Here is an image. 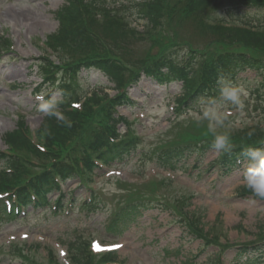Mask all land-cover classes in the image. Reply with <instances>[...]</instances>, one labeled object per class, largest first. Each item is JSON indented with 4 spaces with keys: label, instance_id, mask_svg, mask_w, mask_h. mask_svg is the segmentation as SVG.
Masks as SVG:
<instances>
[{
    "label": "rangeland",
    "instance_id": "374dc122",
    "mask_svg": "<svg viewBox=\"0 0 264 264\" xmlns=\"http://www.w3.org/2000/svg\"><path fill=\"white\" fill-rule=\"evenodd\" d=\"M64 1L0 0V35L10 39L11 51L14 53L13 58L5 55L0 59V150L7 149L4 135L17 127V118L20 119L22 115L23 124L29 128L27 135L36 143L37 155L43 159L38 161L34 158H23L34 167L40 162L50 165L51 161L59 160L61 155L64 159L72 151L75 154L84 139L81 137L78 141L73 138L49 146V142L44 141L43 133L38 130L44 119V106L47 102L42 99V94H36L39 95L37 98L33 95V89L40 78L37 69H31V64L37 56L46 54L45 51L49 53L42 43L57 29L54 12ZM130 2L132 0H102L101 5L103 11L115 15L129 27L142 30V23L132 16L133 9L127 10ZM164 5L166 12L160 24H155L148 38L142 40L141 46L139 43L140 47L132 48L139 47L128 65L133 73L140 71L139 59L146 54L156 55L155 50L158 48H167L182 55L187 47L178 48V43L193 42L203 46L212 39L209 34L214 26L202 31L189 17L173 14L171 1H164ZM222 7L217 9L213 6L206 14L207 22L213 25L218 19H223L228 24L221 36L213 38L215 48L226 50L229 47L224 42L226 35L246 34L242 23L258 27L253 33L264 34V17L258 19L245 14L240 16V22H231L225 18ZM233 47L235 50L262 55L261 50L242 43H234ZM238 77L239 83L236 86L240 88L238 92L243 105H249L247 109L230 107L232 102L225 101L221 94L220 100L207 106L185 114L178 111L174 114L172 107L175 104V94L179 92L177 85L158 86L148 77L142 76L137 84L128 89L137 105L132 109L118 110L131 123L128 130L138 134L141 142L127 163L104 168L88 182V187L93 190L91 193L98 194L96 197L101 199L96 209L98 211L88 213L75 205L68 213L55 216L57 218L45 210L36 214L27 213L24 218L12 222L11 225L1 226L0 264H20L17 256L25 253L36 264H50V253H54L58 264H68L69 257L74 254V250L78 251L77 248L99 257L108 251L107 243L123 244L116 250V262L111 264H182L184 261L204 264L218 254L222 256L224 264L236 262V250L232 249L234 247L223 252L222 249L233 244L250 242L254 240V235L264 229V199L253 196L244 184V172L249 164L243 161L240 170L223 178L215 170L205 169L218 155L219 151L214 148L207 150L201 163H194L192 157L182 162L175 171L159 169L150 158L152 153L161 148L188 140L186 137L191 139L199 136L205 140L211 137L210 141L213 143L219 129L239 130L246 125L262 122L264 105L261 110L256 96L250 92L252 86L258 87L253 82V73ZM78 78L80 84L77 83L73 93L89 95L98 91L99 96L102 93L109 96L115 93L112 83L98 72L83 70ZM124 79V84L129 83L127 73L124 74ZM244 89L250 90L248 92ZM259 91L264 95L263 88ZM51 98H60L59 91L53 90ZM83 99L84 97L79 102L82 103ZM79 105L72 106L71 109L77 112ZM213 113L222 118V124H217L212 119ZM55 116L59 117V113ZM82 120L87 121L86 118ZM140 150L145 151V154L139 157ZM240 190L246 192L245 195H239ZM64 192L67 195H79L85 200L91 196L88 188L78 186L77 179L67 182ZM0 194L3 193L0 191ZM140 196L155 197L165 208L144 213L143 217L136 218L118 234L107 233L105 226L118 206ZM187 220L191 223H187ZM191 225L195 229L190 228ZM187 229L194 231L193 237L188 234ZM76 232H83L80 238L88 244L68 246L70 242L80 241L78 234L75 235ZM95 240L103 250H96ZM202 240H211L212 246L203 249ZM218 260H221L219 256L211 264H218Z\"/></svg>",
    "mask_w": 264,
    "mask_h": 264
},
{
    "label": "trees",
    "instance_id": "16d2710c",
    "mask_svg": "<svg viewBox=\"0 0 264 264\" xmlns=\"http://www.w3.org/2000/svg\"><path fill=\"white\" fill-rule=\"evenodd\" d=\"M164 1L172 2L173 14L178 13L184 18L189 17L202 31H206L207 26L203 24L202 15L203 12L207 13L211 6V1L208 0H152L143 9L135 4L137 16L145 20L142 32L135 31L110 12L103 11L100 0L87 2L66 0L62 7L56 11L58 30L48 37L47 44L51 46L62 64L59 67L54 64L52 66L51 62L43 59V64L40 66L45 72L44 76L47 78L53 72L57 75L49 83L53 84L59 78V88L63 89V95L67 98L72 90L68 79L76 81L81 69L94 70L108 77L119 92L111 99L94 96L89 102L91 105L84 104L83 112L67 111L62 114L61 120L55 118L53 111L48 113L41 124L44 141L52 145L64 143L73 138L79 141L81 137H84L80 142L82 145H79L74 154L77 157L73 160L68 155L63 161L60 158V162L52 163L49 167L44 164L40 173L29 171L34 174L31 177L24 178L25 173L21 177L11 176L13 187L11 195L7 197L9 203L13 202V206L22 205L25 207L31 203L37 206L47 204V193L60 188V182H66L76 176L81 179L85 176L88 177L94 172V168L98 167V164L109 166L115 162H122L136 151L138 148L136 137L119 138L116 125L118 123L126 124V120L115 117V113L118 107H130L135 104L128 97L127 89L136 84L141 74L128 71L126 67L134 59L133 53L137 51L132 48L139 40L145 39L153 25L160 24L159 21L163 19L166 12ZM217 2L229 3L225 5L224 10L232 21L239 20L240 16L245 14L256 16L258 19L264 17V0H217ZM237 5L254 9V11L244 13L232 10V8L237 9ZM242 24L245 27H251L248 23ZM224 31V27L219 26L211 29L214 35L210 41L221 36ZM244 32L246 34L231 33L226 35L224 42L229 45L226 50H222L221 47L216 49L203 47L197 50V53L194 51L195 56L192 53L188 56L186 53V59L177 58L175 53L167 48H158L155 50L156 55L146 54L139 59V68L142 74L150 77L159 85L180 82V94L176 99V111L180 114L190 109H197L202 104L218 100L223 89H233L238 85L240 74L252 72L255 81L264 88V34L253 33L249 29ZM234 43H242L244 46L261 50L262 55L237 51L233 47ZM125 73L128 74L127 81L129 83L123 85ZM251 89L254 90L257 99L263 98L259 91L253 87ZM66 104L58 102L57 105L61 108ZM83 118H86L87 121L82 120ZM262 123L264 122L262 121ZM217 134L229 137L230 149L219 150L217 158L210 162L208 167H218L222 176H228L236 167H239L236 165V159L250 158L245 154L247 150H264V124L255 123L240 130H221ZM5 139L18 146L19 157H35L39 161L43 160L37 155L34 145L25 138L22 131L7 134ZM186 139L188 140L161 148L155 157L156 164L164 168L175 169L180 162L192 157H195L197 161H202L207 150L213 148L211 137L208 140L199 136H194L191 139L186 137ZM19 157L8 158L9 161L6 164L10 165L11 170L18 169L19 161H21ZM4 159L5 156H0V161H4ZM8 178L6 177V179ZM5 199H0V223L4 222L3 216L6 214ZM147 205L148 202L142 196L136 197L133 201H127L115 213L114 224L109 230L115 231L119 228L120 223L127 224L128 220L139 216ZM10 214L16 217L19 212L14 214L11 211ZM187 223L191 222L187 220ZM190 228L195 229L192 225ZM188 234L194 235L195 233L189 230ZM262 252H264V244L252 247L243 246L238 249L237 258H245V264H258L255 262L258 261L256 257ZM22 257L24 258L21 259V264H25V262L30 264L26 256ZM101 258L103 262H111L115 260L116 255L107 253ZM72 260L75 264H90L91 262L88 254L79 251L73 255ZM214 260L213 257L209 258L206 264H211ZM184 264L193 263L185 262Z\"/></svg>",
    "mask_w": 264,
    "mask_h": 264
},
{
    "label": "clouds",
    "instance_id": "9594fccd",
    "mask_svg": "<svg viewBox=\"0 0 264 264\" xmlns=\"http://www.w3.org/2000/svg\"><path fill=\"white\" fill-rule=\"evenodd\" d=\"M222 95L227 101L241 108L243 107L238 90L225 88L222 90ZM44 107L47 110L50 106L45 105ZM205 115H209V113H205ZM212 119L216 120L217 124H222V118L214 113L212 114ZM212 130L214 131V128ZM212 147L215 150L230 149L229 137L227 135H216ZM245 154L250 157L251 163L245 169L244 184L253 196L264 199V150L249 149Z\"/></svg>",
    "mask_w": 264,
    "mask_h": 264
},
{
    "label": "snow or ice",
    "instance_id": "6c2138e0",
    "mask_svg": "<svg viewBox=\"0 0 264 264\" xmlns=\"http://www.w3.org/2000/svg\"><path fill=\"white\" fill-rule=\"evenodd\" d=\"M94 247L96 248L97 251L103 250V249H101V246L99 243L95 244ZM119 247H121V245H119V244L111 245V246H109L108 250H114V249L119 248Z\"/></svg>",
    "mask_w": 264,
    "mask_h": 264
}]
</instances>
